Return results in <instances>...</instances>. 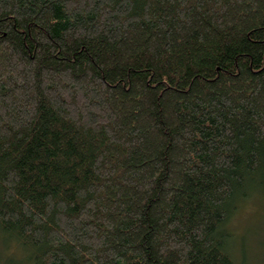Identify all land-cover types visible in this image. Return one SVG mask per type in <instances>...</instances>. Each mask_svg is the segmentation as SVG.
<instances>
[{"label": "trees", "instance_id": "trees-1", "mask_svg": "<svg viewBox=\"0 0 264 264\" xmlns=\"http://www.w3.org/2000/svg\"><path fill=\"white\" fill-rule=\"evenodd\" d=\"M249 202L264 0H0L1 264H235Z\"/></svg>", "mask_w": 264, "mask_h": 264}, {"label": "rangeland", "instance_id": "rangeland-1", "mask_svg": "<svg viewBox=\"0 0 264 264\" xmlns=\"http://www.w3.org/2000/svg\"><path fill=\"white\" fill-rule=\"evenodd\" d=\"M232 228L238 237V244L236 243L233 247L235 264H262L264 260V242H262L264 214L256 216V211L249 202L234 220ZM243 253L246 254L245 261H243ZM7 255H9L8 252L4 255L0 253V264L1 259L4 260Z\"/></svg>", "mask_w": 264, "mask_h": 264}, {"label": "bare ground", "instance_id": "bare-ground-1", "mask_svg": "<svg viewBox=\"0 0 264 264\" xmlns=\"http://www.w3.org/2000/svg\"><path fill=\"white\" fill-rule=\"evenodd\" d=\"M13 250V249H12ZM6 254V253H5ZM14 256V255H13ZM14 259V258H13ZM14 261V260H13Z\"/></svg>", "mask_w": 264, "mask_h": 264}]
</instances>
